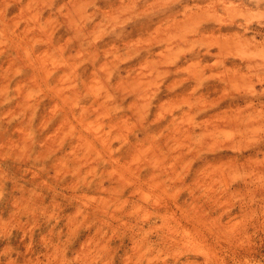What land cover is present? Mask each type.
I'll return each mask as SVG.
<instances>
[{
	"label": "rangeland",
	"instance_id": "rangeland-1",
	"mask_svg": "<svg viewBox=\"0 0 264 264\" xmlns=\"http://www.w3.org/2000/svg\"><path fill=\"white\" fill-rule=\"evenodd\" d=\"M0 264H264V0H0Z\"/></svg>",
	"mask_w": 264,
	"mask_h": 264
},
{
	"label": "bare ground",
	"instance_id": "bare-ground-1",
	"mask_svg": "<svg viewBox=\"0 0 264 264\" xmlns=\"http://www.w3.org/2000/svg\"><path fill=\"white\" fill-rule=\"evenodd\" d=\"M225 24V23H224ZM198 28V27H197ZM199 28L201 29V26H199ZM215 28V27H214ZM226 28V27H225ZM246 28V27H245ZM207 30V29H206ZM226 29H224V31H225ZM248 30V29H247ZM218 31V30H217ZM220 31V30H219ZM223 32V31H222ZM244 32V31H243ZM217 33V32H216ZM236 33H238V31L236 32ZM222 34V33H221ZM232 34V33H231ZM243 34V33H242ZM232 36V35H231ZM208 52V51H207ZM242 62V61H241ZM234 65H236V63H234ZM237 66V65H236ZM213 89V88H212Z\"/></svg>",
	"mask_w": 264,
	"mask_h": 264
}]
</instances>
